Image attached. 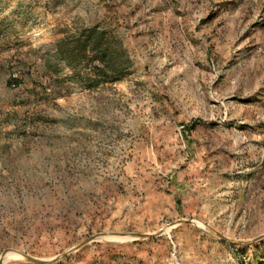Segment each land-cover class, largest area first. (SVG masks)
I'll use <instances>...</instances> for the list:
<instances>
[{
    "label": "rangeland",
    "instance_id": "rangeland-1",
    "mask_svg": "<svg viewBox=\"0 0 264 264\" xmlns=\"http://www.w3.org/2000/svg\"><path fill=\"white\" fill-rule=\"evenodd\" d=\"M0 254L264 264V0H0Z\"/></svg>",
    "mask_w": 264,
    "mask_h": 264
},
{
    "label": "trees",
    "instance_id": "trees-1",
    "mask_svg": "<svg viewBox=\"0 0 264 264\" xmlns=\"http://www.w3.org/2000/svg\"><path fill=\"white\" fill-rule=\"evenodd\" d=\"M83 41H73L70 42L64 48H59V52L63 55L64 59L67 60L69 65L70 59L76 57L77 61L87 59V61L100 62L102 66L95 64L91 67H88L89 77L86 78L88 84H99L102 82H113L120 78V73L118 71H107L105 68V54L106 49L103 47V43L106 41L105 38L107 35L102 31H97L95 28H91L84 35ZM87 51L90 52V55H87ZM70 66V65H69Z\"/></svg>",
    "mask_w": 264,
    "mask_h": 264
},
{
    "label": "water",
    "instance_id": "water-1",
    "mask_svg": "<svg viewBox=\"0 0 264 264\" xmlns=\"http://www.w3.org/2000/svg\"><path fill=\"white\" fill-rule=\"evenodd\" d=\"M161 231H159L158 233H160ZM102 234V233H96V234H92L86 238H84L83 240H81L80 242H78L75 246H73L71 249L67 250V251H64L63 253H61L58 257H63L64 255H66L67 253H69L70 251H72L73 249H76V248H79L81 246H83L84 244L90 242V241H93V240H98L97 237ZM118 234H121V235H129V233H118ZM134 237H138L140 236V234H137V235H133V234H130ZM133 237V238H134ZM5 251V250H4ZM2 251L1 254L4 252ZM0 254V255H1ZM26 261H29V262H32V263H48L50 262L51 260H55L54 258H33V257H28V256H25L24 258ZM4 262L0 260V264H3Z\"/></svg>",
    "mask_w": 264,
    "mask_h": 264
},
{
    "label": "bare ground",
    "instance_id": "bare-ground-1",
    "mask_svg": "<svg viewBox=\"0 0 264 264\" xmlns=\"http://www.w3.org/2000/svg\"><path fill=\"white\" fill-rule=\"evenodd\" d=\"M105 235H110V234H108V233H102V234H100L97 238H101V237H103V236H105ZM119 239V238H118ZM4 255H6V256H13V255H16L14 252H12V251H6V252H4V254H3V256ZM1 257L2 258V261L4 262V261H6L5 260V258L4 257Z\"/></svg>",
    "mask_w": 264,
    "mask_h": 264
}]
</instances>
